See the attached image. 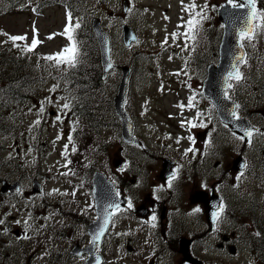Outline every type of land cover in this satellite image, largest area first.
I'll list each match as a JSON object with an SVG mask.
<instances>
[{
    "label": "rangeland",
    "instance_id": "obj_1",
    "mask_svg": "<svg viewBox=\"0 0 264 264\" xmlns=\"http://www.w3.org/2000/svg\"><path fill=\"white\" fill-rule=\"evenodd\" d=\"M217 1L219 0H207L209 5L208 16H212V6ZM109 2L111 8L121 7L122 5L121 0H110ZM189 2L190 0H184L185 4ZM195 3L203 5L205 0H195ZM136 4L137 8L132 14V18L140 33V46H138L135 56L139 69L132 84L135 94L138 96L137 111L144 113L143 115L146 117L141 118V122L145 125H151L154 124V121L161 120L156 116L157 119L151 112L153 109L159 110L163 105H166L167 109H171L170 100L178 97L179 93H188L180 85L183 84L181 79H185L187 75L189 77L192 75L193 68L188 63V57L194 50L191 42L188 43L186 49L184 48L185 38L183 36H178L175 40L171 36L172 33L186 31L185 28L178 27L183 22L182 18L183 20L188 19V14L181 10V0H136ZM78 9L79 12L75 15L73 21H77L78 17L85 11H94L103 19L106 29L115 33L118 32L117 21H115L117 11L110 14L105 7L100 6L93 0L80 1ZM66 16L67 12L64 7H49L41 15L17 12L3 15L0 18V41L8 40L14 47L18 46L19 50H26V46L31 44L34 35L33 28L37 30V38L41 41L34 50L32 58L42 80L38 81L37 84L34 80L30 89V99L20 107L17 105L14 107L15 111L19 108L21 111L22 118L16 120L20 123L18 130L23 138L18 139L11 133L0 134V143L5 145L6 148L4 154L12 157L14 163L20 165L22 163L26 167L16 175V177L25 180L26 190L16 198H4V206L0 209V220L13 223L14 228L23 229V234L37 231L44 223L51 226L53 219L56 218V212L45 201L48 197L56 198L58 196L71 200L76 196L80 205H83L86 194L88 202L85 204H91L84 188L80 185L77 186L76 194H73L75 193L73 190L75 184L69 181L68 178H62L65 176L62 175V171L65 169L66 162V157L62 153L65 151V141L67 139L60 131L69 126V123L66 122L69 117V108L64 109L63 105L68 102L71 94L64 91L61 81L58 80L61 78L54 74V72L61 71L60 66H56L54 61L44 59L48 55L58 53L68 44L67 39L60 35H56L51 40L47 39L49 35L63 31L67 22ZM204 22L208 23L209 19ZM11 35H25L27 39L13 44L8 39V36ZM166 39L167 43H164ZM203 41L204 39H197L198 48L201 45H206V42L203 43ZM118 49L117 46L114 54L115 62H118L121 58ZM196 49L195 47V51ZM198 57V55L195 56V65L198 64ZM194 72L197 71L194 70ZM197 74L199 73L197 72ZM114 76L117 79V74H114ZM196 76V74L192 76V79H197ZM239 86L244 91V80H241ZM175 89H178V91ZM41 108L44 109L43 112L40 111ZM51 109L56 111L54 115L50 114ZM57 115L61 116L63 123L56 120ZM9 116H12V114H9ZM37 121H39L38 124ZM155 127L161 128L160 125ZM58 136L59 139H57ZM210 136L213 137L216 134L211 133ZM237 141L239 139H236L233 134L221 126V150L216 147V152L220 154L221 171L230 172L228 168L237 154L235 152L239 147L237 144L240 143H237ZM183 147L186 148L185 145ZM71 149L72 147L69 146L68 150ZM35 162L39 163V167L34 164ZM260 166L257 172L252 166L251 172H247L245 175L247 182L250 181L252 185H255L256 190L245 189L243 194L246 195L250 191H256V194L262 199L263 204L256 205L255 210L260 217V224L264 225V164L261 163ZM40 174L44 176L41 179L46 187L42 194H37L33 192L30 180ZM248 196L255 201L254 196ZM235 212L229 213L224 223L225 227L229 228L231 232H236L242 240L239 241L241 251L235 257L228 253L222 254V252L215 254V251L213 254H215L216 261H219L220 264H264V253L256 251L246 239L251 230L249 225L245 223L249 219L242 212L238 210ZM13 217H15V221L12 222ZM84 235L79 232L76 236L77 239H80ZM9 236L11 235L9 234ZM204 249L203 246L200 247V250L203 251ZM113 256L115 259L118 257L116 250L113 251ZM115 259L110 261L109 264H119Z\"/></svg>",
    "mask_w": 264,
    "mask_h": 264
},
{
    "label": "flooded vegetation",
    "instance_id": "obj_2",
    "mask_svg": "<svg viewBox=\"0 0 264 264\" xmlns=\"http://www.w3.org/2000/svg\"><path fill=\"white\" fill-rule=\"evenodd\" d=\"M195 102L196 107L191 108L193 118L176 113L167 117L172 131L168 130L170 133H176V137L191 136L194 139V135L199 136V141L195 143L190 141L195 151L187 152L185 155L186 150L179 142L174 145L170 142L157 143L154 144L155 150L151 149V142L142 148L123 140L119 142L120 148L116 154L122 153L124 156L121 159L123 166L113 169L111 177L118 185L119 194L127 198V205L120 208L121 211L114 216L112 229H117L111 238L116 235L119 241H126L124 245L126 249L131 246L134 264H189L179 252L178 241L183 237L191 238L192 241H218L216 246L222 250L228 247L229 241H235L233 233L219 227L220 219L216 221L213 230H208L203 216L206 208L202 202L194 199L196 192L206 189L218 192L222 200H226L225 193L221 191L219 155L215 150L214 138L210 140L209 136L211 129L220 127L219 122L215 124L216 118L210 105L205 109L204 100L196 97ZM256 103L257 106H253L252 99H248L246 106L249 111L264 112V99L257 100ZM197 110L203 113L202 117L196 118ZM205 110L207 116L204 115ZM189 120L197 125L203 122L207 127L189 128L187 123ZM114 124L118 126L119 121L116 120ZM135 130L141 135V126L138 122ZM107 149L109 150L108 147ZM165 158L171 160L172 173L177 174V179L172 181V187H168L172 175L162 178ZM232 197V204H244L245 197H238L235 193ZM129 200L131 208L128 207ZM196 208L201 209L202 213V226L199 228L198 223L192 221L191 224L189 218L185 216ZM174 214L178 216L175 220L172 218ZM153 216L156 218L154 221ZM121 220L129 224L124 228ZM104 241H110V238L106 237ZM30 242L35 241H0V264H80L85 258V256L78 258L72 253L77 241H39V244H35L36 247L31 249L27 247V243ZM174 247L177 251H174ZM36 252L39 255L34 257Z\"/></svg>",
    "mask_w": 264,
    "mask_h": 264
},
{
    "label": "snow or ice",
    "instance_id": "obj_3",
    "mask_svg": "<svg viewBox=\"0 0 264 264\" xmlns=\"http://www.w3.org/2000/svg\"><path fill=\"white\" fill-rule=\"evenodd\" d=\"M260 3V0H226L225 4L223 5H214L212 6L213 11H219L220 9H224V15L227 17V26H231L233 28V31L235 32L237 39H238V45L242 49L245 46V42L248 44H253V41L257 39L260 35H264V8L259 7L258 4ZM182 8L181 10L183 12H186L188 14V19L183 20L182 18V24L178 25V27H183L186 29V31L182 33H172V39L175 40L178 36H183L185 38V44L184 48L186 49L188 47V43L191 42L193 46V50H195V45L197 42L198 35L203 30V22L210 19V17L207 15L209 5L207 3V0H205V3L203 5H197L195 3V0H190L189 3L185 4L184 0H181ZM231 9V10H229ZM243 10V11H241ZM35 11V10H34ZM131 11V9H129ZM67 22L65 24V27L61 33H54L52 35H49L47 39L51 40L56 35L63 36L67 39L68 44L63 47L58 53H55L53 55H48L44 57V59L49 61H54L56 66L60 65H66L68 68H76V66L81 62V51L79 47V42L76 39V32L80 28V23L76 22L73 23V17L71 12L67 13L66 16ZM167 19V17H165ZM221 27H226L225 24H222ZM33 38L31 40V44L29 46H26V50L28 52H33L36 47L41 43V41L37 38L38 32L35 28H33ZM3 35H8L7 33H2ZM8 39L15 44L17 41H24L27 39V36L25 35H11L8 36ZM164 43H167V39L164 41ZM163 46V45H162ZM171 59V57H169ZM246 63L244 61L243 56L235 57V62L231 66V70L226 73V75L223 77V98L224 99H230V92L234 89V84L232 81L240 82L243 79V75L239 70V64L240 63ZM111 67V65H109ZM178 75V73H177ZM202 95V93H200ZM195 100V94L192 97H189L187 107L188 108H195L196 104L194 103ZM70 107L69 104L65 103L63 105L64 109H68ZM179 107L184 108L185 105L181 104ZM213 108H216L217 105L213 104ZM240 105L236 104L235 109H239ZM43 108L40 109L41 112H43ZM231 117L235 120H239L240 117L237 114L235 110H233L230 113ZM203 116V113H201L199 110L196 112V118H200ZM210 119V118H209ZM57 121H60L63 123V120L60 115H57L56 117ZM37 124L39 121L36 122ZM189 128H195L197 126L199 127H207L206 124L201 122L199 125L193 123V121L189 120L187 121ZM183 126V122H182ZM228 125L225 124V127ZM75 130V127H73V131ZM235 136V133H233ZM253 135V130L251 128L244 130L243 136H236V139H239L243 141L245 137H251ZM60 137L58 136L57 139ZM72 136H68L69 144L72 143ZM188 139L195 143L194 139L189 136ZM179 142V140L177 141ZM209 141V145H210ZM250 143V141H249ZM68 151V145H65V151L62 153L65 157L67 156ZM72 151L75 152V147L72 148ZM195 151L193 148H189L185 151V155L187 152ZM68 163H71V161H68ZM64 167H67V164L64 165ZM68 173H62V175H67ZM177 179V174L173 173L172 176L169 178L168 187H172V181ZM74 194V193H73ZM119 195V193H117ZM128 207L131 208L132 204L129 200ZM223 204L221 203L218 206V210L214 211L212 213V218L214 221H219V218L221 216V213L223 212ZM121 211L119 204H109L105 208L104 213V223L105 225L109 222L110 218L114 216L117 212ZM195 212L201 211V209L196 208L194 209ZM153 221L156 219L155 216H153ZM4 221L0 220V224H3ZM19 223V221H17ZM114 223V221H113ZM104 227L100 228V232L95 236V240L99 239L100 234L104 232ZM259 235V234H257Z\"/></svg>",
    "mask_w": 264,
    "mask_h": 264
},
{
    "label": "trees",
    "instance_id": "obj_4",
    "mask_svg": "<svg viewBox=\"0 0 264 264\" xmlns=\"http://www.w3.org/2000/svg\"><path fill=\"white\" fill-rule=\"evenodd\" d=\"M76 39L81 51V62L74 69L68 68L67 79L78 96L73 105L74 111L81 110L82 118L88 121L90 130H93L94 123L100 122L101 116L107 109H112L111 91L107 90L106 81L102 79L98 45L90 26L80 28L78 34L76 33ZM6 47L0 45V97L2 98L0 107L1 105L5 107L6 101L12 97L20 99L21 90L30 87L27 79L37 78L29 60L24 62L19 57L25 58V56ZM15 80L20 81L16 83ZM1 120L0 115V129L7 126V121ZM92 135L95 142L97 137L93 133Z\"/></svg>",
    "mask_w": 264,
    "mask_h": 264
},
{
    "label": "water",
    "instance_id": "obj_5",
    "mask_svg": "<svg viewBox=\"0 0 264 264\" xmlns=\"http://www.w3.org/2000/svg\"><path fill=\"white\" fill-rule=\"evenodd\" d=\"M218 15L220 16V19L223 21V23L226 25V27H224V33H223L222 42L220 46V62L218 66L210 65L208 67V76L206 80L204 81V91L218 105V109H219L222 119L230 123V125L237 131L244 133L245 129H249L248 126L245 123L241 122L240 120H235L231 117L230 113L233 111V105L228 100L224 99L222 95L223 77L226 75L228 71L231 70V66L235 62V57L244 55V50L243 48L241 49L239 47L238 39H237L235 32L233 31V28L231 26H227V17L224 15V9H220L218 11ZM94 29H95V32L98 36V40L100 43V50H101V57H102V64L104 67V72L105 74H107L108 70H110V68L112 67V63L110 61L109 37L107 36L106 33H104L101 30L100 23L98 22V20L94 21ZM134 39H135L134 32L130 28L125 27V42L129 44L131 40H134ZM109 65H111V67H109ZM128 73H129V70L124 69V78L121 84L119 85L118 95L115 97V103H116V108L118 112L122 110V104L124 102V96L126 92ZM124 131L126 134L130 131V129L126 127ZM94 182L96 183L94 194L96 198L97 209L99 212V218L95 222L96 227L94 228V231H93L94 235L96 236L100 232V228L104 227V229H106L109 223L108 222L106 225L104 223L105 208L109 204H116V203L114 201V197L111 195L108 197H104V198L102 197L99 191L101 180H100V176L98 175V173L95 174L94 176ZM17 185L18 183H15L14 185H9V187L15 191L18 189ZM7 187L8 186L4 184L3 189L5 190L7 189ZM102 234H100L99 238L102 236ZM232 251L234 252V249H232ZM184 253L185 255H187L188 251L185 249ZM187 258L190 259V257H187Z\"/></svg>",
    "mask_w": 264,
    "mask_h": 264
}]
</instances>
